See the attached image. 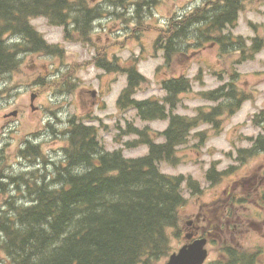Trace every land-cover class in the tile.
Masks as SVG:
<instances>
[{"label": "rangeland", "instance_id": "1", "mask_svg": "<svg viewBox=\"0 0 264 264\" xmlns=\"http://www.w3.org/2000/svg\"><path fill=\"white\" fill-rule=\"evenodd\" d=\"M154 1L153 7L149 8L150 16L146 17V15H143V23L149 24L151 22L152 26L155 25L159 29L163 25V19L170 16L187 0ZM258 2L259 0L247 1L245 11L235 30L236 34H242L244 37L253 36L252 30L249 29L251 27L249 26L248 28L247 26V20H251L253 25L259 26L260 35L264 37V0L261 4ZM143 10L144 7H142L140 13ZM114 21H117V23L114 24ZM34 22L43 38L51 44H60L62 50H60V55H26L20 70L0 77V81H4V84L0 86L2 89L4 88V93L1 94L0 92V173L20 172L23 170L22 164L33 163L32 158L19 159L20 146L22 147L23 140L26 137L31 139H35V136L42 137L41 142L39 141L42 152L47 153L51 152L52 149L58 148L62 144V136H60L59 131L51 132L47 123L49 122L51 126H58L59 124L56 121L62 118V114L64 118H62V122L63 120L67 122L68 117L76 116L98 125L97 137L109 149L122 148L124 155L128 157L145 155L148 151V147L145 145L130 148L123 145V142H131L134 138L133 135L122 134L118 139H114V137L119 134L120 129L125 127V121L127 120H132L139 128L150 126L152 130L157 132L167 126V121L142 122L133 109L120 110L115 104V99L118 92L126 85V72L102 70L94 64L91 58L96 51L95 48L102 47L103 42L104 44L112 43L107 48L109 59L118 56V61L122 62V60L133 58L134 66L146 78L141 84L136 85L134 97L137 99L153 97L162 100L165 93L161 88L159 79L164 78L166 72L161 70L156 75V68L162 62L159 57L161 53L153 47L157 30L143 31L141 29L142 33L136 32L134 31L136 27L134 22L130 24V33H135L137 36H130V39H128L126 37L127 34L116 32L114 29L116 26L119 27L121 21L111 18L104 21L106 27L112 26L108 32L94 31L92 33L94 41L85 43L87 41L79 39L65 40L62 28L49 25L44 18H36ZM112 30L114 31L111 32ZM107 35L111 40H106ZM122 40L123 43L121 42ZM207 53L211 57L209 60L210 66L215 62L218 65L215 69H209V72H207L209 76H204L203 83L193 82L191 91L182 95L180 105L176 109L178 114L195 115L197 107L209 105L200 96L201 91L214 89L228 80V75H225V71L231 67L230 59L226 56L216 61L218 53L216 48L207 51ZM79 63L82 66L79 65L77 67ZM132 63L130 60V64ZM192 65L193 62L184 69L185 74L193 76ZM68 67H76V71L73 74H76L77 82L79 83L78 87L76 84H70L73 81L72 78L66 77V80L71 85L68 89L72 94H64L62 96L61 93L53 94L51 89H47V82L39 84V80L45 78L50 72L57 74ZM205 69L204 67V71ZM236 70L240 73L239 79L235 81L237 88L240 87L244 91L258 93L254 99L245 102L234 115L225 117L223 121L224 130L219 136L216 132L209 129L207 125H201L196 128L194 131H199V129L206 130V134H208L206 142L204 145L198 146L196 144L197 137L194 134L191 135L187 144L180 147V152L184 155L181 163L171 165L162 162L159 165L162 172L171 175L191 176L201 186L200 191L197 192L187 188L184 189L186 205L180 211L182 223H184L186 216L196 212L195 205L197 201L199 204H206L214 198L212 194L216 186L210 185L209 180L205 178L207 166L215 162L217 168L223 170L230 164L238 165L240 162L234 158L236 153L233 152L232 157L230 156L231 154L227 153L230 150V145L234 141L237 142L241 139L242 144L247 145L248 143L244 141L246 137L256 134L257 129L253 127L252 118L260 110L259 108L264 106V98L259 95L263 91L264 80H259L255 72H264V50L253 60L240 64L236 67ZM214 72L224 74V76L218 80V77L213 74ZM79 88L99 90L101 92L99 103L92 106L91 98L87 93L83 94L82 100ZM105 89L106 91H104ZM35 90L39 93L34 103L40 107L38 112L32 110L31 101H29L30 92H35ZM13 111H17L15 116H5ZM29 161L31 163H28ZM256 161L254 160L253 162ZM250 162L251 160L248 162L249 165ZM224 178H227L228 183L235 180L231 175ZM16 182L19 187L22 186V180L18 179ZM217 187L224 188L223 185ZM1 204H3V201L0 197ZM181 243L180 235L178 237L171 236V247L173 250H176ZM211 252L212 254L208 258L209 261L205 264H208L214 258V247L211 248Z\"/></svg>", "mask_w": 264, "mask_h": 264}, {"label": "trees", "instance_id": "2", "mask_svg": "<svg viewBox=\"0 0 264 264\" xmlns=\"http://www.w3.org/2000/svg\"><path fill=\"white\" fill-rule=\"evenodd\" d=\"M65 5V0H0V20H11L9 16L15 12L50 14ZM229 5L230 8L221 13V24L230 22L241 6L239 0H230ZM62 18L56 17V20ZM190 23V17L181 22L172 19L164 33L166 60L175 56V45L190 37ZM21 26L28 29L25 24ZM13 67V53L0 38V72ZM137 79L132 71L130 88ZM189 87L185 77L166 80L164 88L170 91L166 102L173 107L174 93ZM228 93L233 94L232 89ZM228 93L223 94L218 89L209 95L230 97ZM133 103L144 119L166 116L164 106L158 101ZM195 122L196 118L171 115L168 128L161 133L166 136L162 144L152 142L147 133H140V141L149 145V154L134 159L114 151L102 153L94 163L88 153L93 139L89 138L90 144L87 136H81L83 149L70 156L75 172L69 169L63 173L66 184L61 189L36 191L33 202L26 206L16 205L11 199L6 201L7 214L2 231L6 238L5 249L15 264L161 262L171 250L170 230L178 226L179 208L185 198L181 191L183 178L161 173L156 164L169 157L184 141Z\"/></svg>", "mask_w": 264, "mask_h": 264}, {"label": "flooded vegetation", "instance_id": "3", "mask_svg": "<svg viewBox=\"0 0 264 264\" xmlns=\"http://www.w3.org/2000/svg\"><path fill=\"white\" fill-rule=\"evenodd\" d=\"M259 139L257 140L260 145L262 159L255 167H246L244 169L245 184L248 190L251 185L256 188V198L250 199L249 204L242 202H235L236 193L239 190L235 187L230 188V185L223 190L224 193L228 192L226 198H215L210 205L214 207L208 209L206 213H203L202 221H207V224H201L200 216L205 205H200L199 210L193 213L192 216L196 217V220L189 218L187 220L188 229L190 234L193 235H208L211 237V241L227 243L228 238L233 247H239L241 249H250L255 244L247 241L242 242L250 235H257L261 244H256V253L251 254L253 256V264H262L264 262V122L260 123ZM257 168L254 174L250 175V172ZM232 189V190H231ZM223 194V193H222ZM215 211L216 214L211 216L210 212ZM214 230V231H212Z\"/></svg>", "mask_w": 264, "mask_h": 264}, {"label": "water", "instance_id": "4", "mask_svg": "<svg viewBox=\"0 0 264 264\" xmlns=\"http://www.w3.org/2000/svg\"><path fill=\"white\" fill-rule=\"evenodd\" d=\"M205 240H196L172 254L166 264H202L206 257Z\"/></svg>", "mask_w": 264, "mask_h": 264}]
</instances>
